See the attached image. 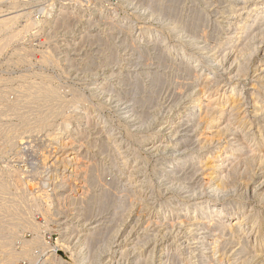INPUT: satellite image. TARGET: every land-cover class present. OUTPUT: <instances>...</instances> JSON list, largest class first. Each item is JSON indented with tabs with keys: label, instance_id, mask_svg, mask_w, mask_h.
<instances>
[{
	"label": "rangeland",
	"instance_id": "rangeland-1",
	"mask_svg": "<svg viewBox=\"0 0 264 264\" xmlns=\"http://www.w3.org/2000/svg\"><path fill=\"white\" fill-rule=\"evenodd\" d=\"M244 1L253 0H183L173 17L170 0H0V264H230L239 238L235 248L228 232L214 251L210 238L218 232L206 228L207 219L195 236L187 229L201 208L191 215L183 208L213 200L214 213L254 203L264 222V199L253 187L261 166L248 176L244 162L228 160L234 164H226L227 178L213 179L219 191L206 188L215 174L205 165L214 155L229 145L239 158L249 150L235 124L219 129L233 113L256 122L250 92L264 99L253 71L264 56V25L249 31L255 52L248 73L234 76L235 48L248 43L249 32L224 50ZM198 9L204 19L195 29L190 24ZM173 18L188 26L180 36L170 28ZM230 18L233 26L226 28ZM181 47L185 53H178ZM191 58L203 69H186ZM159 74L163 82L156 86ZM231 83L248 110L225 111L218 130L203 133L197 119L189 121L193 98L211 90L225 98Z\"/></svg>",
	"mask_w": 264,
	"mask_h": 264
},
{
	"label": "bare ground",
	"instance_id": "bare-ground-1",
	"mask_svg": "<svg viewBox=\"0 0 264 264\" xmlns=\"http://www.w3.org/2000/svg\"><path fill=\"white\" fill-rule=\"evenodd\" d=\"M179 1H183V0H170V4L168 6V8L171 10L169 11L170 15L173 17L177 16V11H179V8L177 7V3ZM180 3V2H179ZM224 4V3H223ZM235 3L233 2V5ZM244 4L246 5V7L244 9L239 8L238 10H243V17L240 19L239 24L237 25V27H235L232 31V34L229 36L228 38V42L226 43L225 46V51L229 49L228 45H231L233 42L236 44L237 39L238 38H242L243 36H245V34H247V32L251 31L252 27L255 26L254 28H257L258 26L264 25V0H253L250 3H247L244 1ZM177 5V6H176ZM180 5V4H179ZM221 6V4L219 5ZM237 5H235L236 7ZM178 8V10H177ZM232 11V10H231ZM94 11L92 12V15H94ZM179 15L181 14L178 13ZM195 20L192 21V23L190 25H192L193 28L197 27L199 22L202 21L204 18L203 13L199 11V9L197 11H195ZM226 14V13H225ZM231 15V14H230ZM181 16V15H180ZM241 16V15H240ZM181 18V17H180ZM181 20V19H180ZM178 18L174 19L173 21L170 22V28L175 30L176 34L180 36V34L182 33L183 30H187L188 26L187 24H182V22L180 21ZM227 21V20H226ZM232 18H230L227 21V25L225 26L226 28L233 26L232 22ZM189 23V22H188ZM228 26V27H227ZM192 28V29H193ZM253 28V30H254ZM260 28V27H259ZM142 29L146 30L147 27H143ZM197 29V28H195ZM153 29H151L152 31ZM252 30V31H253ZM256 30V29H255ZM258 30V29H257ZM256 30V31H257ZM190 31V30H189ZM260 31V30H259ZM254 32V31H253ZM253 32H249L245 37V40L248 41V43L243 46L242 48H235L238 49L237 50V56H236V61L237 64H235V75L234 76H238L239 74H245L249 72V67H248V60L250 59V57L254 54L255 52V47L253 45H251V41L253 39L252 34ZM143 33V32H142ZM221 33V32H220ZM225 33V32H224ZM157 34V33H156ZM197 34V32H196ZM199 34V33H198ZM260 34V32H259ZM205 35V33L203 34V36ZM221 35V34H220ZM227 35V34H226ZM198 36V35H197ZM201 36V37H203ZM207 36V33H206ZM206 36L205 39H206ZM225 36V35H223ZM192 37L190 40L191 42L195 45L196 49L199 52L204 53L205 51V47L202 46L200 44V40L198 41V39L196 38V36H190ZM258 38H260V36H258ZM263 39V38H262ZM208 40V39H207ZM236 40V41H235ZM240 40V39H239ZM244 40V38L242 39ZM240 40V41H242ZM223 42V41H221ZM244 42V41H243ZM246 42V41H245ZM244 42V43H245ZM261 42V41H260ZM231 43V44H230ZM242 43V45L244 44ZM241 45V44H240ZM232 47V46H230ZM235 47V45H234ZM264 49V48H262ZM231 50V49H230ZM224 51V53H225ZM233 52V51H232ZM178 53H185V50L181 47L180 52L178 49ZM223 53V55H224ZM236 53V52H235ZM208 56L210 59H212L214 61V63L218 62V58L217 55L215 53L210 54L209 52H207ZM231 55V54H230ZM201 56H204L203 54ZM234 56V55H233ZM261 56V55H260ZM190 57V56H189ZM229 58V57H228ZM233 59V58H232ZM231 59V60H232ZM260 59V58H259ZM230 60V61H231ZM234 63V62H233ZM185 64V63H183ZM198 60L195 58H191L189 64L187 65V68H197V66H199L201 69H203V65H198ZM209 64V63H207ZM182 66V65H181ZM254 72L255 75L257 77V80H260V90L264 92V56L261 57L260 61L254 65ZM221 67V66H219ZM224 69V68H222ZM206 70V69H205ZM198 71V70H197ZM219 71V70H217ZM228 71V70H227ZM209 74L212 73V71L208 72ZM207 73V74H208ZM220 73V72H219ZM195 75V74H194ZM213 75V74H212ZM229 75V74H228ZM196 81L198 82L199 77V73L197 72L195 76ZM231 77V76H230ZM245 77V76H243ZM207 78V77H206ZM228 78V76H227ZM205 79V77H204ZM222 80V78H220ZM217 80V77L216 79ZM212 80V81H215ZM194 81V80H193ZM247 81V80H246ZM163 82V77L157 75V77H155V84L156 86H160V84ZM216 82V81H215ZM203 83V82H202ZM248 83V82H247ZM225 84V83H224ZM227 84V83H226ZM219 85V84H218ZM254 87V86H253ZM225 88V87H224ZM247 88V87H246ZM42 89V88H41ZM201 89V88H200ZM229 89V95L225 98H218L216 97L212 90L211 92H209L208 95H206L205 98H193L192 102L195 104L196 107V112L193 114V112L190 114V118L189 121L198 120L199 125H202V131L203 133H210V132H214L217 131V127L221 126V121L224 118L223 115L225 113V111L230 110V112H242L245 111L247 108H243L246 104V102L243 101L244 98V94L241 92V90H236L234 87V83H231L228 87ZM208 91V90H207ZM251 91V90H250ZM39 92V91H38ZM49 92V91H48ZM57 92V91H56ZM262 92V93H263ZM225 95V94H224ZM260 94H256L255 92H250V103H252V106L254 109H252V111L254 112V117H258L259 120H257L256 122H252V120H248L246 121L244 117H241L237 114H231L229 115L227 118L228 119V124H226L225 126H221V128L219 130L221 131H227L230 128V125L235 124L237 126V128L239 129L240 132H242L243 137L249 142V146H244V144L242 145L244 148L245 147H249L247 150L248 153H245L246 155H243L241 158H239L240 156L236 155L238 152L237 148H234V146L229 145V147H226L225 150L221 151L219 155H214V160H209L207 162L206 166V170L208 172V170L211 171V173L215 174L214 176H212V180L209 181L208 184H206V188L210 189L211 191H219V185H217L213 179H221L222 177H226L227 175H223L225 173L226 168V164L230 163V164H234L232 162H228L226 163L228 160L234 161L235 159V163L242 161L244 162V165L247 169H245V174H247L248 176L252 173V169L254 168L255 165H259L261 166L260 170L262 171V174L260 175L259 183L256 186H253L254 189H257L259 192V196L261 199H264V99L261 100V97L259 96ZM223 96V95H222ZM263 96V95H262ZM40 97V96H39ZM47 97V96H45ZM55 97V96H54ZM203 97V96H202ZM36 98V97H35ZM56 98V97H55ZM54 98V99H55ZM45 99V98H44ZM226 100V101H225ZM231 100V101H230ZM60 102V101H59ZM65 102V101H63ZM58 103V102H57ZM54 103V104H57ZM61 104H63L62 102H60ZM60 103L59 106H60ZM57 104V105H58ZM249 104V103H248ZM40 105V103H39ZM53 105V104H52ZM251 105V104H250ZM49 106V105H48ZM56 106V105H55ZM47 107V106H46ZM52 107V106H51ZM54 108V107H52ZM59 108V107H58ZM248 110V109H247ZM45 110L42 111V113ZM63 112V111H62ZM228 112V114L230 113ZM41 113V112H39ZM41 113V114H42ZM51 113V112H50ZM55 113V112H54ZM247 113V112H246ZM48 114V113H47ZM239 114V113H238ZM252 114V113H251ZM242 115V114H241ZM45 116V115H44ZM51 116V115H50ZM245 116V115H244ZM38 118V117H37ZM247 118V116H246ZM251 118V117H249ZM49 120V119H48ZM226 120V119H225ZM40 121V120H39ZM41 122V121H40ZM45 122V120H44ZM189 123V122H188ZM38 124V123H37ZM46 125V124H45ZM41 127H43V124L40 125ZM187 126V125H186ZM39 127V126H38ZM192 127V125H191ZM196 128V127H194ZM193 128V129H194ZM217 129V130H216ZM236 129V128H234ZM252 130V131H250ZM201 133V134H203ZM239 133V132H238ZM196 135V134H195ZM200 135V134H199ZM197 135V136H199ZM210 135V134H209ZM215 135V133H214ZM207 136V135H206ZM212 136V135H211ZM224 136V135H223ZM241 136V135H240ZM204 137V136H203ZM219 137V136H218ZM242 137V136H241ZM180 138V137H179ZM200 138V137H197ZM210 138V137H209ZM235 138V137H234ZM10 139V138H9ZM8 139V140H9ZM187 139V138H186ZM188 139H191L188 138ZM194 139V138H193ZM204 139H208L204 138ZM175 140V139H174ZM200 140V139H198ZM221 140V139H220ZM205 141V140H204ZM203 141V142H204ZM236 141V140H235ZM197 142V141H196ZM234 142V141H233ZM243 142V141H242ZM71 143V142H70ZM66 145V142L64 143ZM190 144V143H188ZM69 145V144H68ZM247 145V144H246ZM71 146V145H69ZM152 146V145H151ZM177 146V145H176ZM194 146V145H193ZM67 147V146H66ZM155 147V145H154ZM191 147V146H189ZM236 147V146H235ZM240 147V146H239ZM153 148V147H152ZM223 148V147H222ZM73 149V148H72ZM242 149V148H241ZM246 149V148H245ZM61 151V150H60ZM63 151V150H62ZM61 151V152H62ZM200 151V150H199ZM218 151V150H217ZM216 151V152H217ZM215 153V152H213ZM72 154V151L67 150L64 153V159L67 157H70ZM174 156L172 157V159L169 162V168L167 173L171 172V170L175 167L176 163H177V159H178V155L175 153L173 154ZM47 154L46 157L47 158ZM52 156V155H51ZM210 156V155H209ZM207 156V157H209ZM50 157V156H48ZM59 158V155H53L52 158ZM235 158V159H234ZM208 159V158H207ZM234 159V160H233ZM52 160V159H51ZM57 161V159H55ZM63 160V159H61ZM68 160V159H67ZM48 161V159L46 160ZM45 161V162H46ZM60 161V160H59ZM58 161V162H59ZM180 161V160H179ZM64 165L65 164V160L62 161ZM69 162V161H68ZM66 162V163H68ZM47 163V162H46ZM45 163V164H46ZM53 163V162H51ZM48 164V163H47ZM54 164V163H53ZM182 164V163H181ZM187 164V163H186ZM205 164V163H204ZM237 164V163H236ZM57 165V164H55ZM59 165V164H58ZM57 165V166H58ZM68 165V164H67ZM66 165V166H67ZM239 165V164H238ZM242 165V164H241ZM61 166V165H60ZM77 166V165H76ZM46 167V166H45ZM72 167V166H71ZM82 167V166H81ZM184 167V166H183ZM227 167L229 168V166L227 165ZM64 168V166H63ZM74 167H72L73 170ZM79 169V167H77ZM204 168V167H203ZM202 168V169H203ZM257 168V167H256ZM56 169V168H55ZM82 169V168H81ZM80 169V170H81ZM92 169V168H91ZM177 169V167H176ZM87 170V169H86ZM90 170V169H89ZM74 171H76V168L74 169ZM228 171V170H227ZM78 172V171H77ZM88 172V171H87ZM87 172H85V174H87ZM92 172V171H89ZM88 172V173H89ZM229 172V171H228ZM226 172V173H228ZM94 173V172H93ZM210 173V172H209ZM17 175L19 173H16ZM101 173H99L100 175ZM238 174H240V171L238 172ZM206 175V174H205ZM90 176V175H89ZM208 176V175H207ZM17 177V176H16ZM86 177V176H85ZM230 177V176H228ZM92 178V177H89ZM101 178V177H100ZM248 178V177H247ZM246 178V180H247ZM86 179V178H85ZM186 179V178H185ZM203 179V178H202ZM208 179V178H207ZM12 180V179H11ZM18 180V179H16ZM90 180V179H89ZM172 180V179H171ZM245 180V179H244ZM250 180V179H249ZM87 181V180H86ZM220 181V180H219ZM10 183V181H8ZM246 182V181H245ZM248 182V181H247ZM180 183V182H178ZM5 184V183H4ZM13 184V183H12ZM92 184H94L92 182ZM11 185V183H10ZM15 185V184H14ZM19 185V184H16ZM21 185V184H20ZM23 185V183H22ZM246 185V184H245ZM245 185L243 187H245ZM13 186V185H12ZM241 186V185H239ZM20 187V186H18ZM249 187V186H247ZM245 187V188H247ZM260 187V188H259ZM4 188V187H3ZM7 188V187H6ZM17 188V187H16ZM180 188L181 189H185L186 186L185 184H180ZM241 188V187H240ZM20 189V188H17ZM205 189V191L207 190ZM250 189V188H249ZM5 190V189H4ZM13 190V189H12ZM16 190V189H15ZM24 190V189H21ZM246 190V189H245ZM248 190V189H247ZM252 190V189H251ZM18 191V190H16ZM232 191V190H231ZM244 191V189H243ZM242 191V192H243ZM106 192V191H105ZM246 192V191H245ZM253 192V191H252ZM240 193V192H239ZM106 195V194H105ZM243 195V194H242ZM247 195V194H246ZM106 197V196H103ZM102 197L101 200H103L104 198ZM247 198V197H246ZM99 199V200H100ZM107 201V200H106ZM105 201V202H106ZM100 202V201H99ZM103 202V201H102ZM100 204V203H99ZM107 204V203H103ZM178 204V203H177ZM201 207H198L199 205H201ZM245 204V203H244ZM248 204V203H247ZM101 206L102 203L100 204ZM229 205V204H228ZM246 205V204H245ZM245 205L243 204H235V208L231 211L228 210V207H221L218 210L214 211V213L211 211L213 210V208L216 206V203L213 200H206L204 201V203H195V204H187L183 209L184 212L186 214H195L199 208L200 213L198 212V214L196 216H192L190 218V222L188 224V231L189 234H191L192 236L196 235V231H197V227L199 226V224H201L202 222H205L204 220L207 219L208 222V229H212V233L215 232L218 234H214L215 237H211L210 241L214 246H210L213 247L212 249L215 250L219 244V238H222L223 235L229 234L228 232H230L231 237L229 239L230 243L232 244L236 242L235 237L239 238L238 243L235 244L237 245L234 250V248L230 247L232 250V256H231V262L230 264H264V222H262V224L260 223V215L261 213L259 212V210L254 208V203H251L248 205V207H245ZM8 207V206H7ZM11 208V207H10ZM104 208V206L102 207ZM181 208V207H180ZM232 208V207H231ZM230 209V208H229ZM4 210H6V208H4ZM11 210V209H10ZM14 210V209H13ZM10 212V211H9ZM13 212V211H12ZM17 212V211H16ZM21 212V210H20ZM8 216H13L12 214ZM13 218V217H12ZM16 218V215L15 217ZM210 218V219H208ZM231 219L233 221H231ZM186 221V220H185ZM187 222V221H186ZM187 222V223H188ZM181 223V222H180ZM252 224V225H249ZM96 225V224H95ZM171 225H173V223H171ZM94 226V224H93ZM100 226V225H99ZM202 226V225H201ZM206 226V225H205ZM204 226V227H205ZM92 227V226H91ZM2 229V227H0ZM100 228V227H99ZM102 229V228H101ZM97 230V229H96ZM99 230V229H98ZM105 230V229H104ZM109 230V229H107ZM203 230V229H202ZM206 230V229H205ZM3 231H5V229H3ZM94 231V230H93ZM106 231V230H105ZM104 231V232H105ZM187 231V230H186ZM207 231V230H206ZM210 231V230H209ZM101 232V230L99 231ZM110 232V231H109ZM16 233V232H14ZM92 233V232H91ZM98 233V232H96ZM102 233V232H101ZM106 233V232H105ZM200 233V232H199ZM96 235V234H95ZM102 234H100L99 236H101ZM200 235V234H199ZM198 235V236H199ZM218 235V236H217ZM2 235H0L1 237ZM12 237V235H10ZM9 236V237H10ZM16 236V235H15ZM97 237H99L98 235H96ZM217 236V237H216ZM222 236V237H221ZM7 237V236H6ZM8 237V238H9ZM10 237V238H11ZM18 237V236H17ZM190 237V236H189ZM16 238V237H15ZM197 238V236H196ZM208 241V242H210ZM226 241V240H225ZM232 241V242H231ZM205 239H201L200 240V244H201V251H202V255L204 256L207 253V246L205 244ZM210 243V244H211ZM226 242H224L225 244ZM6 244V243H5ZM26 244V243H25ZM228 244V245H229ZM227 245V244H226ZM225 246V245H224ZM222 247V244H221ZM223 248V247H222ZM226 249V247H224ZM230 250V251H231ZM193 252V251H192ZM221 252L223 253V250H221ZM220 252V253H221ZM212 253V252H211ZM221 253V254H222ZM231 253V252H230ZM194 254V253H193ZM224 255V254H223ZM13 259V258H12ZM11 260V259H10ZM14 260V259H13ZM139 260V259H138ZM135 261V262H138ZM194 260V259H193ZM196 260V259H195ZM202 260V259H201ZM145 260H143V263ZM10 262V261H9ZM12 262V261H11ZM14 262V261H13ZM141 262V261H139ZM222 264V261L220 260ZM227 262V261H226ZM10 264V263H9ZM227 264V263H226Z\"/></svg>",
	"mask_w": 264,
	"mask_h": 264
}]
</instances>
